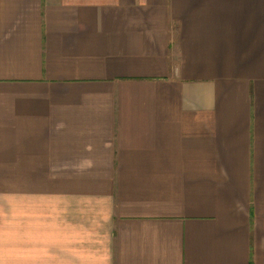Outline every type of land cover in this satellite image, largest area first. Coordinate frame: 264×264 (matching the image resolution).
<instances>
[{"label": "crops", "instance_id": "0c3cea01", "mask_svg": "<svg viewBox=\"0 0 264 264\" xmlns=\"http://www.w3.org/2000/svg\"><path fill=\"white\" fill-rule=\"evenodd\" d=\"M0 264H264V0H0Z\"/></svg>", "mask_w": 264, "mask_h": 264}]
</instances>
